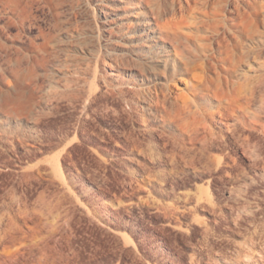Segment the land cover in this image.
Listing matches in <instances>:
<instances>
[{"label":"rangeland","instance_id":"374dc122","mask_svg":"<svg viewBox=\"0 0 264 264\" xmlns=\"http://www.w3.org/2000/svg\"><path fill=\"white\" fill-rule=\"evenodd\" d=\"M238 2L0 0V264H240V245L264 237V104L218 123L204 151L142 106L190 96L200 67L142 80L103 13L138 33L184 10L206 36L212 13L220 30L241 21ZM254 44L238 50L235 94Z\"/></svg>","mask_w":264,"mask_h":264},{"label":"bare ground","instance_id":"6f19581e","mask_svg":"<svg viewBox=\"0 0 264 264\" xmlns=\"http://www.w3.org/2000/svg\"><path fill=\"white\" fill-rule=\"evenodd\" d=\"M255 3L256 0H241L238 6L241 21L227 25L224 30L216 25L219 21L217 13L208 15L212 25L207 28L210 30L206 36H197L184 27L188 19L184 10L179 14L180 17L174 15L175 12L173 16H164L160 11L158 15L149 17L147 25L136 33L130 31V25L122 16H112L103 9L108 29L114 34H127L126 37H129H122L119 46L123 45L128 52L126 55L129 54L128 59L137 65L142 80L150 73L176 76L189 72L195 66L200 67L201 74L192 83L190 96H182L177 102L168 105L166 96L155 93L154 100L152 99L154 103L146 100L142 106L150 109V112L155 111V115L161 116V120L176 123L180 133L188 136L190 142L199 143L204 151L219 144L222 133L217 129L218 123L229 128L232 116L237 119L252 117L253 120L256 117L254 102L259 98L261 104H264V89H260L264 87V35L259 32L260 21L257 19ZM136 34L139 35L137 40L134 39ZM195 40L196 47L193 49L190 42ZM254 43L256 49L254 48L253 56L257 64L252 65L253 74L247 75L245 89L235 94L232 89L233 76L241 69L244 59L238 50ZM263 238L261 235L252 236L250 242L240 245L238 252H235L240 264H264Z\"/></svg>","mask_w":264,"mask_h":264}]
</instances>
